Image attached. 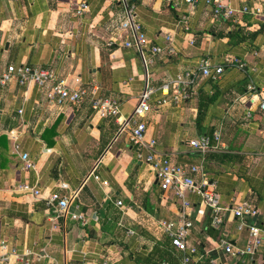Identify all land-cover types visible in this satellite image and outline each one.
Segmentation results:
<instances>
[{"label": "crops", "instance_id": "1", "mask_svg": "<svg viewBox=\"0 0 264 264\" xmlns=\"http://www.w3.org/2000/svg\"><path fill=\"white\" fill-rule=\"evenodd\" d=\"M78 1L0 0V73L10 64L52 69L71 87L88 91L79 106L58 107L48 99L47 87L19 85L15 79L0 85V255H8L0 264H135L129 254L147 253L164 239L158 221L177 215L176 200L159 188L149 166L136 159L128 136H116V118L94 114L89 92L95 87L93 97L117 99L119 117L126 118L146 81L153 89V105L164 82L196 70L201 59L224 65L222 74L214 82L198 76L186 102L149 111L142 119L145 138L155 139L156 149L176 165L201 164L216 182L221 207L243 200L254 204L258 213L247 220L262 230V243L252 258L264 264V116L257 102L245 99L250 88L264 89V0H230L234 9H249L233 19H214L211 7L200 2L132 0L146 37V70L134 48L108 44L116 37L110 21L122 10L119 1L83 0L88 11L76 16ZM254 7L262 14L255 15ZM236 27L257 34L251 43L230 45L228 34ZM165 34L171 35L175 53L152 54L150 47L163 46ZM234 59L244 68L229 62ZM202 93L213 95L214 101L198 127ZM210 131L220 132L222 147L202 154L189 146L188 141ZM13 143L28 155L33 169H22ZM21 184L35 186L40 197L18 189ZM75 191L68 212L80 214L83 221L70 214L55 217L45 198ZM188 198L194 206L188 244L203 242L213 260L227 264L202 230L205 216L196 213L198 198ZM236 224L225 213L219 229V238L224 236L235 249L247 240Z\"/></svg>", "mask_w": 264, "mask_h": 264}, {"label": "built area", "instance_id": "2", "mask_svg": "<svg viewBox=\"0 0 264 264\" xmlns=\"http://www.w3.org/2000/svg\"><path fill=\"white\" fill-rule=\"evenodd\" d=\"M122 7L120 14H117L111 21L110 27L112 33L116 37L109 40V45L117 44L124 48H134L138 53L142 64L146 70L148 59L144 53V44L146 37L142 32L141 25L136 18L135 3L132 0H118ZM171 2V0H164ZM189 5H194L198 2L211 7V16L214 19H233L237 14L249 13V9L243 6L241 9H234L229 5L230 0H183ZM260 1V0H255ZM88 11V5L85 1L79 0L74 10L76 16H83ZM254 14L260 15L262 11L254 7ZM118 35V36H117ZM122 37V40H120ZM165 44L163 46L152 45L150 52L152 54L165 53L172 55L175 50L171 44V35L163 36ZM236 64L238 68H244V64L239 60L234 59L229 61ZM224 65H212L208 59H201L197 64L196 70L182 71L177 73L173 79L164 82L160 86L161 97L152 105L149 102L150 95L153 89L145 82L144 90L138 96V101L131 115L126 118L119 117V103L113 98H96L93 97L96 88L92 87L90 92L91 109L98 118L115 117L117 122L116 136L126 134L135 149L137 160L144 162L153 171L158 182V186L162 191L170 193L178 204V213L174 218L161 219L158 221V227L163 231L169 239L172 247L182 252L193 253L195 246L188 244V238L194 225V218L191 217V209L194 207L189 200V195H194L199 200V208L196 213L207 216L210 221V226L219 230L224 221L225 213H228L231 218L237 220L236 229L238 231L245 230L247 240L242 248L235 249L231 243L223 236L216 242V249L221 250L224 255L235 259H241L246 256L255 254L262 243V230L254 223L248 222V218H253L257 215L258 210L249 200H243L231 206L221 207L218 204V195L216 193V182L208 179L201 164L194 165H176L171 159L160 153L156 149L155 139L145 138L146 125L142 119L153 108H160L167 104H178L186 102L192 95V85L198 76L217 79L223 72ZM11 79H15L19 85L33 84L37 87H47V97L58 107L69 105L79 106L87 97L88 91L81 86L71 87L65 79L59 78L52 69H35L26 65H7L4 72L0 73V85H5ZM78 82L77 79H75ZM245 99H251L257 102L259 111L264 116V89L255 91L250 88V93H247ZM250 113L247 112L246 117ZM190 147L199 153L222 147L221 136L219 131H214L210 135L204 134L195 139L188 141ZM12 152L17 154L22 161V169H33L34 164L28 158L26 153H21L19 146L16 143L12 145ZM97 165V164H96ZM94 165L91 173L96 169ZM18 189L28 191L34 198L40 197L39 190L35 186L21 184ZM77 198V191L70 196L60 195L57 192L50 193L45 198V203L48 208L52 209L55 217H65L70 214L72 219L83 218L78 213H69L68 208ZM116 206H121V201H115ZM129 235L133 234L130 229L126 230ZM1 248L5 245L1 243ZM15 257L20 258L14 254ZM8 260V255H0V262ZM187 258L182 259V264H186ZM213 264H218L215 260ZM104 264H108L105 262Z\"/></svg>", "mask_w": 264, "mask_h": 264}, {"label": "trees", "instance_id": "3", "mask_svg": "<svg viewBox=\"0 0 264 264\" xmlns=\"http://www.w3.org/2000/svg\"><path fill=\"white\" fill-rule=\"evenodd\" d=\"M257 32H245L242 27H236L229 34V44L230 45H238L242 42L251 43L255 38ZM211 82L215 80L210 79ZM200 105L197 109V117L196 124L198 127L202 124V118L207 109L209 103H213L214 97L213 95H208L202 93L200 95ZM212 131L208 133L210 135ZM262 181L264 182V173L262 175ZM202 230L205 235L215 242L219 240L221 235V231L214 229L210 226V221L207 216L204 217L202 223ZM195 251L193 253L178 251L174 247L171 246L169 239L165 236L164 239L160 241H156L154 246L147 253H135L129 254L128 258L133 261L135 264H182V259L184 257L187 258L186 264H213L211 261L214 258V255L211 253H207L205 251V245L203 242L198 244H194ZM259 249V248H258ZM255 252V254L259 253V250ZM253 256H246L241 260L236 261L235 264H255Z\"/></svg>", "mask_w": 264, "mask_h": 264}, {"label": "rangeland", "instance_id": "4", "mask_svg": "<svg viewBox=\"0 0 264 264\" xmlns=\"http://www.w3.org/2000/svg\"><path fill=\"white\" fill-rule=\"evenodd\" d=\"M220 253V259L225 263H227V264H235L236 263V261H233V260H231V259H229L228 257H230V256H227V255H223L221 252H219Z\"/></svg>", "mask_w": 264, "mask_h": 264}, {"label": "water", "instance_id": "5", "mask_svg": "<svg viewBox=\"0 0 264 264\" xmlns=\"http://www.w3.org/2000/svg\"><path fill=\"white\" fill-rule=\"evenodd\" d=\"M255 257H256V255L254 254V255H253V258H255Z\"/></svg>", "mask_w": 264, "mask_h": 264}]
</instances>
